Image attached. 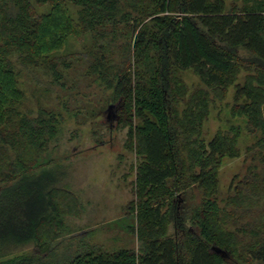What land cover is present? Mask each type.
Segmentation results:
<instances>
[{"label":"trees","instance_id":"1","mask_svg":"<svg viewBox=\"0 0 264 264\" xmlns=\"http://www.w3.org/2000/svg\"><path fill=\"white\" fill-rule=\"evenodd\" d=\"M88 33L90 75L117 102L137 156L133 248L62 245L72 234L65 217L81 202L43 154L63 115L20 110L12 57L58 74L55 52ZM231 87L230 117L245 125L232 121L207 139L212 108ZM246 128L251 163L222 201L223 159L242 155ZM232 263L264 264V0H0V264Z\"/></svg>","mask_w":264,"mask_h":264},{"label":"rangeland","instance_id":"2","mask_svg":"<svg viewBox=\"0 0 264 264\" xmlns=\"http://www.w3.org/2000/svg\"><path fill=\"white\" fill-rule=\"evenodd\" d=\"M233 1L243 5L246 0H230ZM67 8L68 14L76 17L77 7L69 4ZM50 10L49 4L39 7L42 13ZM92 44L90 33L82 37L69 36L64 46L55 52L58 74L46 63L28 66L18 56H13L19 86L25 91L20 110L36 115L45 107L63 115L58 135L43 154V159L50 160L48 168H59L63 177L59 184L71 189L81 202L78 216L65 217L72 234L65 232L61 237L62 245H96L106 250L133 248L138 243L137 214L130 212L127 206L136 199L133 166L137 156L126 143L129 128L122 123L121 109L115 106L117 102L111 101L110 91L101 86L96 75H90ZM183 76L191 86L199 83L198 75L192 70L183 71ZM233 95L234 87H231L225 104L212 108L205 124L207 139H211L218 128H228L232 123L228 103L233 102ZM233 122L245 125L240 119ZM253 142L254 136L244 129L239 141L242 155L223 159L220 200L227 198L239 178L247 173L251 163V158L246 159L247 146ZM189 201L194 203V200ZM173 231L170 226L169 232ZM33 248L31 245L18 252Z\"/></svg>","mask_w":264,"mask_h":264},{"label":"water","instance_id":"3","mask_svg":"<svg viewBox=\"0 0 264 264\" xmlns=\"http://www.w3.org/2000/svg\"><path fill=\"white\" fill-rule=\"evenodd\" d=\"M215 251L218 252V253L220 252V250H218V249H216V248H215Z\"/></svg>","mask_w":264,"mask_h":264}]
</instances>
